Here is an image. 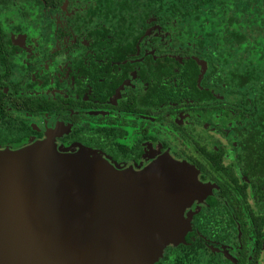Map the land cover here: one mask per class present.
<instances>
[{
    "label": "flooded vegetation",
    "instance_id": "obj_1",
    "mask_svg": "<svg viewBox=\"0 0 264 264\" xmlns=\"http://www.w3.org/2000/svg\"><path fill=\"white\" fill-rule=\"evenodd\" d=\"M175 4L0 0V150L48 135L115 167L185 162L205 197L183 212L184 242L153 264H264V141L246 142L235 70L194 52Z\"/></svg>",
    "mask_w": 264,
    "mask_h": 264
},
{
    "label": "water",
    "instance_id": "obj_2",
    "mask_svg": "<svg viewBox=\"0 0 264 264\" xmlns=\"http://www.w3.org/2000/svg\"><path fill=\"white\" fill-rule=\"evenodd\" d=\"M204 197L197 171L168 156L136 171L48 135L0 150V264H153Z\"/></svg>",
    "mask_w": 264,
    "mask_h": 264
},
{
    "label": "trees",
    "instance_id": "obj_3",
    "mask_svg": "<svg viewBox=\"0 0 264 264\" xmlns=\"http://www.w3.org/2000/svg\"><path fill=\"white\" fill-rule=\"evenodd\" d=\"M165 0H148L147 8ZM167 8L177 20H189L200 54L214 55L219 65L214 70L231 67L242 87L241 108L246 142L264 141V0H174ZM157 14H162L158 8ZM165 13V12H163ZM192 52V51H191ZM198 61V60H196ZM191 60L192 70L205 69ZM190 72V76H194ZM252 94V95H251ZM257 134V137L255 138ZM264 149V143L261 146ZM264 156V153H259Z\"/></svg>",
    "mask_w": 264,
    "mask_h": 264
}]
</instances>
